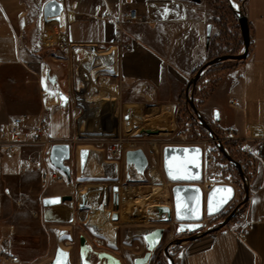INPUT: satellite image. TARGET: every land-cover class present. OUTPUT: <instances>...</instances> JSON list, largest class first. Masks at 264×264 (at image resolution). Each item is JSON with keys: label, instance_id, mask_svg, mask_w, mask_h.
Returning <instances> with one entry per match:
<instances>
[{"label": "crops", "instance_id": "crops-1", "mask_svg": "<svg viewBox=\"0 0 264 264\" xmlns=\"http://www.w3.org/2000/svg\"><path fill=\"white\" fill-rule=\"evenodd\" d=\"M48 1L0 0V124L20 114H29L35 124L49 111L50 135L60 138L69 133L67 107L77 77L87 67H104L101 56L113 51L115 27L103 16L107 10L117 12L119 0H59L64 16L54 17L60 20L56 43H46L42 33L49 20L43 17ZM134 7L143 20L126 26L125 39L132 47L119 57L115 54L114 70L106 69V83L118 94L111 103L117 105L120 98L133 106L145 97L148 105L174 113L186 97L189 80L213 56L212 44L220 31L217 10L206 0H136ZM165 7L170 10L167 16ZM244 11L250 33L247 58L203 99L199 111L220 132L234 125L242 136L264 137V0H246ZM244 51L243 41L240 53ZM59 91L68 95L66 106ZM200 92L198 83L195 100ZM232 98L238 99L237 105L232 106ZM154 127L168 130L172 122L167 118ZM22 161V152L13 156L0 152V264H47L57 256L58 247L47 249L43 222L70 224L76 221V209L71 201L44 207L45 196L61 193L42 194L41 171L27 170ZM244 168L250 175L247 205L252 221L244 238L227 227L199 236L179 245L175 264H264V163L248 162ZM64 250L66 264H72V253ZM11 256L20 262L6 260Z\"/></svg>", "mask_w": 264, "mask_h": 264}, {"label": "rangeland", "instance_id": "rangeland-1", "mask_svg": "<svg viewBox=\"0 0 264 264\" xmlns=\"http://www.w3.org/2000/svg\"><path fill=\"white\" fill-rule=\"evenodd\" d=\"M206 1H211L216 8L220 27L218 37L212 44L213 58L235 54L233 52L236 51L239 54V46L244 39L237 12L245 14L246 0ZM63 10L64 8L60 11L62 16ZM59 25L60 20L57 18L49 19L48 24L42 25L46 43L59 41ZM235 61H224L203 72L199 79L201 92L196 100L198 108L217 82L223 80L237 65ZM107 74L109 72L98 64L82 71L80 78L77 77L76 89L71 93L73 101L67 107L71 117L69 133L60 138L53 137L52 133L48 136L51 145L55 141L71 144V158L66 162L71 167L70 172L64 173L51 164L48 145L35 144L22 150V163L27 170H38L33 169L29 163L30 160L38 159L41 160V167L44 165L46 168H56L63 174V179L54 184L42 181V194L59 192L61 195L70 194L74 198L71 203L76 209L75 222L61 225L43 222L44 231L49 237L47 249L53 251L56 246L68 249L72 253V264H106V259L99 256L102 251L112 253L123 264H135V259L143 256L148 248L144 233L164 227L165 235L161 244L153 251L149 264H172L169 255L174 258L179 245L170 246L169 253L165 252V248L171 241L188 233L179 230V222L174 215L168 219L166 214L156 209L157 204L174 209L172 189L176 182L166 175L163 150L168 145H202L212 148L213 144L209 141L211 135L201 126L185 96L178 109L170 114L164 106L148 105L145 97H139L142 104L133 106L123 104L120 98L117 105L111 103V98L118 97V94L116 87L112 88L106 83ZM167 118L172 122L170 130L154 127ZM208 122L217 133H221L215 123ZM113 124L115 131L111 129ZM151 125L155 129H149L148 126ZM82 148L90 150L83 170L80 163ZM137 148H142L149 159V166L144 174L138 172L134 165L126 163V152ZM234 153L232 156L241 162V156L236 151ZM153 170H157L162 179L155 178L151 173ZM218 183L233 185L236 200L243 198V181L238 169L225 156L219 165L205 164L203 177L195 182L205 193ZM115 186L119 187L118 203L115 202ZM232 206L230 202L215 215H208L205 208L201 220L202 229L220 225L231 212ZM81 236H85L89 248L86 261L80 254ZM56 259L57 256H53L47 264H54Z\"/></svg>", "mask_w": 264, "mask_h": 264}, {"label": "water", "instance_id": "water-1", "mask_svg": "<svg viewBox=\"0 0 264 264\" xmlns=\"http://www.w3.org/2000/svg\"><path fill=\"white\" fill-rule=\"evenodd\" d=\"M194 2H200L201 0H191ZM230 1V0H229ZM63 8V3L59 0H50L48 1L43 8V17L45 20L50 18L58 17L60 15V11ZM237 12V10H235ZM239 25L242 31L245 51L239 54H224L221 56L214 57L204 63L194 74V76L189 80L186 87V98L187 103L191 106L194 113L196 114V118L204 127L212 137H216L218 134L212 125L202 116L199 111V108L194 100V97L191 94V90L196 86L198 80L202 76L203 72L211 65L216 64L218 62L224 60H244L247 58L249 47H250V33L247 26V17L242 12H237ZM212 28L211 25L208 26L207 29V39L210 41ZM103 60V64L105 69L114 70L115 67V52L111 51L108 54L101 56ZM59 95L62 99L63 106L67 105L68 95H66L63 91H59ZM66 98V99H65ZM215 119H219L218 110L215 111ZM71 144L68 142H57L54 143L49 152V160L51 164L64 173H68L71 171V167L66 162L71 158ZM219 149L227 158L228 161L232 162L236 165L241 179L243 181L244 193L245 197L242 200V203H246L249 199V183L248 179L245 176V171L243 165L240 161L234 158L232 155L228 154L227 149L223 143H220ZM198 150V151H195ZM90 155V150L88 148H82L80 150V163L82 170L85 168L88 158ZM163 161L166 175L169 179V171H171L172 175L175 176H195L197 179H171L176 182L173 187V197H174V209H172L168 205H160L157 206V211L166 214L168 219H171L174 215L176 220L179 222L178 228L182 232L188 233L186 236H182L176 238L171 241L167 247L165 248V252L169 253L168 249L172 245H180L187 241H192L199 236H204L209 233H213L221 230L226 227L229 222L232 220L234 216V210H232L229 215L225 218V220L218 226L202 230L203 226L201 220L204 216L205 208L208 215H215L221 212L235 197V188L231 184H223L218 183L214 184V186L207 193L195 182L199 181L204 174V163H203V148L197 145H168L164 147L163 150ZM126 163L128 165H134L138 172L144 174L149 166V159L146 152L142 148L131 149L126 152ZM231 189V193H227L224 190ZM177 192L179 193V202L181 204V209L178 216L177 211ZM115 194V202L118 203L119 199V187H114ZM230 198L226 203L221 205V201L225 196H229ZM211 199L213 203V207L220 205L218 211H214L213 213H209L208 204ZM73 200V196L70 194L64 195H51L45 196L42 199V204L44 207H52L61 205L65 202H69ZM46 201H54L46 203ZM194 209H198V212H194ZM184 217L180 219L179 217ZM198 225V227H196ZM191 226V227H190ZM166 229L164 227H157L152 229L151 231L144 233V238L149 237L146 242L148 243L147 251L143 256H139L135 259V264H149L152 258L153 251L161 244L162 239L165 235ZM154 245V246H150ZM88 245L86 243L85 236L80 237V254L84 261L88 256ZM59 251H62L66 255H61L59 257V264H66L68 262L67 252L58 248ZM57 250V256H58ZM101 258L106 259V264H123L122 261L117 258L115 255L109 252L102 251L99 253ZM169 258L172 261V264H175L174 258L169 255ZM54 264H57V259Z\"/></svg>", "mask_w": 264, "mask_h": 264}, {"label": "built area", "instance_id": "built-area-1", "mask_svg": "<svg viewBox=\"0 0 264 264\" xmlns=\"http://www.w3.org/2000/svg\"><path fill=\"white\" fill-rule=\"evenodd\" d=\"M136 0H119V10H107L103 16L104 19L110 20L115 27L114 38L111 42V48L119 57L124 51L132 47V43L125 39L126 26L143 20V17L134 7ZM61 46H63L61 44ZM232 106L238 104L237 98H232ZM51 130V114L46 111L42 114L40 120L33 124L29 114H20L12 117L9 121L0 124V152L13 156L30 145L41 144L52 145L48 141ZM216 137L210 138L212 148L203 147V163L210 166L219 165L224 154L219 149L220 143H223L228 154L233 155L236 151L241 156V163L244 166L248 162L264 163V137L247 135L242 136L235 131V126L230 125L224 128L223 132L217 133ZM211 135V134H210ZM226 158V157H225ZM29 163L41 171L42 181L46 184H54L63 179V174L56 168L41 167V160H30ZM214 186V185H213ZM211 186L209 190L213 187ZM243 198L236 200V196L231 201L234 210V216L226 226L229 231L235 233L238 238H244L246 231L251 227L252 221L249 217V209L246 203H242ZM13 262H20L18 256L6 257Z\"/></svg>", "mask_w": 264, "mask_h": 264}, {"label": "snow or ice", "instance_id": "snow-or-ice-1", "mask_svg": "<svg viewBox=\"0 0 264 264\" xmlns=\"http://www.w3.org/2000/svg\"><path fill=\"white\" fill-rule=\"evenodd\" d=\"M169 11H170V10H169L167 7H165L164 10H163V14H164L165 16H167V14H168ZM42 83H43V81H42ZM65 99H66V98H65ZM195 151H198V150H195ZM169 176H170V178L173 179V180H175V179H197V178H198V177H195V176H175V175H172L171 171H169ZM224 191L230 194L232 190H231V189H225ZM229 198H230V195H229V196H225V197L223 198V200L221 201V205H222L223 203H226L227 200H228ZM177 200H178V203H177V211H178V216H179V212H180V209H181V204H180V202H179V193H178V192H177ZM49 202H54V201H46V203H49ZM219 207H220V205H218V206H216V207H213V203H212L211 199L209 200L208 210H209V213H210V214L213 213L214 211H218V210H219ZM193 211H194V212H198V209H194ZM179 218H180V219H183L184 217L180 216ZM183 227H184V226H181V229H179V230H183ZM190 227H191V226H190ZM196 227H198V225H197ZM144 239H145V240H148L149 237H145ZM150 246H154V245H150ZM61 255H66V254L63 253L62 251H59V250H58L57 264H59V257H60Z\"/></svg>", "mask_w": 264, "mask_h": 264}, {"label": "trees", "instance_id": "trees-1", "mask_svg": "<svg viewBox=\"0 0 264 264\" xmlns=\"http://www.w3.org/2000/svg\"><path fill=\"white\" fill-rule=\"evenodd\" d=\"M243 45V44H242ZM242 45H240L239 46V48L241 49V46ZM249 49H250V47H249ZM233 53H238V51H236V52H233ZM213 58V56L211 57V59ZM224 61H235V60H224ZM224 61H221V62H218V63H216V64H213V65H211V66H216V65H220V64H222ZM236 62V64H239V63H241L242 62V60H236L235 61ZM210 67V66H209ZM196 72H197V70H196ZM195 72V73H196ZM220 82V80L217 82V83H219ZM198 83H199V80H198V82H197V84H196V86L195 87H193L192 88V90H191V94H192V96L194 97V100H195V96H196V88H197V85H198ZM196 101V100H195ZM189 105V104H188ZM217 133V132H216ZM244 171H245V176H246V178L248 179V180H250V175L248 174V172H247V170L244 168ZM238 173H239V171H238ZM239 176H240V173H239ZM241 177V176H240ZM248 201H249V199H248ZM248 201L246 202V205H247V203H248Z\"/></svg>", "mask_w": 264, "mask_h": 264}, {"label": "bare ground", "instance_id": "bare-ground-1", "mask_svg": "<svg viewBox=\"0 0 264 264\" xmlns=\"http://www.w3.org/2000/svg\"><path fill=\"white\" fill-rule=\"evenodd\" d=\"M153 175H154V177L155 178H161V176H160V174L157 172V170L156 171H154L153 170V172H151ZM153 178V177H152ZM162 179V178H161ZM158 188H160V187H158ZM164 205V204H163ZM156 206H160V204H157Z\"/></svg>", "mask_w": 264, "mask_h": 264}]
</instances>
